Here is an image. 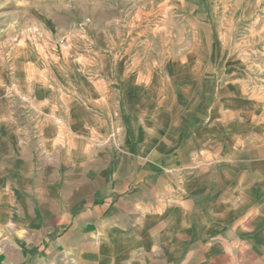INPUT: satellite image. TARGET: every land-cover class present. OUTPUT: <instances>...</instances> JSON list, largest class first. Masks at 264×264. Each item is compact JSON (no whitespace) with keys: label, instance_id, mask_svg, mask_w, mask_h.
Wrapping results in <instances>:
<instances>
[{"label":"rangeland","instance_id":"rangeland-1","mask_svg":"<svg viewBox=\"0 0 264 264\" xmlns=\"http://www.w3.org/2000/svg\"><path fill=\"white\" fill-rule=\"evenodd\" d=\"M41 79L72 81L75 87L104 83L115 136L133 147L106 154L113 161H135L137 179L197 176V166L224 160L218 149L227 134L246 125L247 115L264 116V0H0V141L9 156L17 155V141L12 130L4 134L2 119L15 124L18 113L32 111L21 91ZM180 141L186 147L166 148L182 146ZM195 148L200 152L193 153ZM4 150L0 264H93L83 237L90 227L45 241L51 232L41 207L51 201L47 179L37 178V171L47 169L34 165L32 179H23L13 165L2 167ZM104 151L87 148L85 161L78 151L82 167L58 170L57 206L78 190L80 178L73 173L86 171L89 181L101 175ZM36 154L33 162L43 159ZM52 154L63 162V150ZM205 171L202 176H213ZM217 171L223 176L222 167ZM179 182L175 188L183 187Z\"/></svg>","mask_w":264,"mask_h":264},{"label":"crops","instance_id":"crops-1","mask_svg":"<svg viewBox=\"0 0 264 264\" xmlns=\"http://www.w3.org/2000/svg\"><path fill=\"white\" fill-rule=\"evenodd\" d=\"M89 83L75 87L72 81L55 82V86L42 79L37 84L31 81V90L21 93L28 97L32 111L18 113L15 124L12 118L2 119L4 134L8 129L15 133L19 153L9 156L0 141L6 152L2 167L13 165L17 175L28 180L34 165L37 170L47 169L36 172L37 178L47 179L46 195L51 201L41 207L51 232L45 241L69 232L64 237L68 239L92 228L83 237L89 240L86 255L87 259L93 256V264H264V116L247 115L246 125L227 134L224 147L218 149L224 160L197 166V176L174 179L163 174L139 180L135 161L127 157L113 161L106 154L110 148L133 147L125 139L120 145L115 136L113 118L104 108V97L110 94L104 83ZM188 126L192 125L184 127ZM179 145L166 148L186 147ZM87 148H104L107 160L101 175L89 181L86 171L73 173L72 177L80 178L78 190L57 206L58 170L82 167L77 154L83 151L85 161ZM60 150L63 162L52 154ZM37 151L43 159L33 162ZM219 167L223 176H216ZM205 169L213 176H202ZM176 181L183 187L175 188Z\"/></svg>","mask_w":264,"mask_h":264},{"label":"built area","instance_id":"built-area-1","mask_svg":"<svg viewBox=\"0 0 264 264\" xmlns=\"http://www.w3.org/2000/svg\"><path fill=\"white\" fill-rule=\"evenodd\" d=\"M84 23H85V22L83 21V22L81 23V25L83 26ZM59 45H60V48H63V49H67V48H68V44H67V42L64 41V40H60Z\"/></svg>","mask_w":264,"mask_h":264}]
</instances>
